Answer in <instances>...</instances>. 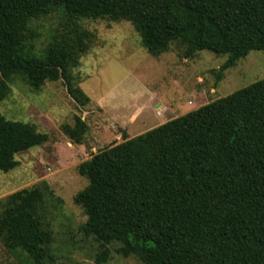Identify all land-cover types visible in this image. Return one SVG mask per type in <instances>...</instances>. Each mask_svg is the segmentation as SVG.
<instances>
[{
    "label": "trees",
    "instance_id": "obj_1",
    "mask_svg": "<svg viewBox=\"0 0 264 264\" xmlns=\"http://www.w3.org/2000/svg\"><path fill=\"white\" fill-rule=\"evenodd\" d=\"M58 13L36 50L34 22ZM129 21L153 56L175 43L182 58L201 50L225 55L224 71L264 51V0H0V103L21 81L38 92L61 80L77 106L90 102L73 69L93 41L80 19ZM77 114L61 132L81 144ZM49 135L0 114V170ZM77 172L87 181L73 200L79 232L142 264H264V78L93 153ZM63 204L45 181L0 199V242L25 264H56L54 212ZM60 264H84L70 261Z\"/></svg>",
    "mask_w": 264,
    "mask_h": 264
},
{
    "label": "rangeland",
    "instance_id": "obj_2",
    "mask_svg": "<svg viewBox=\"0 0 264 264\" xmlns=\"http://www.w3.org/2000/svg\"><path fill=\"white\" fill-rule=\"evenodd\" d=\"M58 15L34 22L39 33L36 50L57 26ZM78 22L93 34V41L72 73L90 102L77 106L59 80L46 82L38 92L16 81L0 103V114L6 119L36 124L49 135L41 146L18 153L19 164L14 169L0 170V199L39 181H45L62 199L52 219L56 264H97L93 258L97 245L79 232L86 217L73 200L87 183L77 172L80 162L124 137L139 135L264 78V51L252 50L217 82L213 70L226 60L225 55L201 50L185 59L173 43L167 52L153 56L129 21L97 18ZM74 114L88 125L81 144L71 143L60 130L61 123L73 122ZM0 264L25 263L0 242ZM104 264L142 263L112 251Z\"/></svg>",
    "mask_w": 264,
    "mask_h": 264
}]
</instances>
